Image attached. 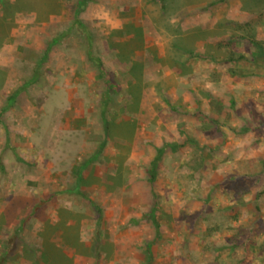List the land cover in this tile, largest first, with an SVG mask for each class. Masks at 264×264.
<instances>
[{"label": "rangeland", "instance_id": "rangeland-1", "mask_svg": "<svg viewBox=\"0 0 264 264\" xmlns=\"http://www.w3.org/2000/svg\"><path fill=\"white\" fill-rule=\"evenodd\" d=\"M3 256L264 264V0H0Z\"/></svg>", "mask_w": 264, "mask_h": 264}, {"label": "trees", "instance_id": "trees-1", "mask_svg": "<svg viewBox=\"0 0 264 264\" xmlns=\"http://www.w3.org/2000/svg\"><path fill=\"white\" fill-rule=\"evenodd\" d=\"M73 23L75 25H77L78 27H80L86 33V36H87V38L89 40V48H88V51H87V56H88V59L95 64V66L97 67L98 71L100 72V74L104 78V81H105V84H106V88H107L106 89L107 91L104 94V102L106 104L108 102V99H109V91L112 90V89L114 91H119L120 90V86L114 80L112 73L109 70H107L103 59L100 56H98L97 54L94 53L93 44H92L93 37H92L91 33L87 30V28L81 22L80 19L75 18L73 20ZM255 43L257 44V42H255ZM164 151H165V147L159 148L158 149V154H157V156H156V158H155V160L153 162V169H152V172H151V176L149 178V182L152 185L154 184V181L156 179V168H157V165H158V161L162 157ZM41 204L42 203H39V204L33 206L31 212H29L27 214V216L24 218V221H27L30 217H32L36 213V211L38 210V208L40 207ZM154 211H156V205H155ZM152 217H153L152 220L154 221V223L156 225V228H157V235L159 236L160 235V224L158 223V219H157V216H156L155 212L152 213Z\"/></svg>", "mask_w": 264, "mask_h": 264}, {"label": "crops", "instance_id": "crops-1", "mask_svg": "<svg viewBox=\"0 0 264 264\" xmlns=\"http://www.w3.org/2000/svg\"><path fill=\"white\" fill-rule=\"evenodd\" d=\"M86 28H87V27H86ZM91 35H92V33H91ZM92 37H93V35H92ZM87 39H88V38H87ZM88 44H89V40H88ZM92 44L94 45V38H93V42H92ZM88 48H89V47H88ZM87 51H88V50H87ZM93 51H94V50H93ZM97 55H98V54H97ZM98 56H100V55H98ZM100 57H101V56H100ZM101 58H102V57H101ZM102 59H103V58H102ZM103 61H104V59H103ZM104 63H105V62H104ZM105 66H106V64H105ZM106 68H107V67H106ZM107 70H108V69H107ZM109 71H110V70H109ZM110 72H111V71H110ZM111 73H112V75H113V72H111ZM116 82H117V81H116ZM118 85H119V84H118ZM26 216H27V215H26ZM26 216H25V217H26ZM33 216H34V215H33ZM33 216H32V217H33ZM25 217H24V218H25ZM24 218H23V220H22V223H21L20 227H23L24 224H25V223H26L31 217H30L27 221H24ZM14 237H16L15 234H14V236H12V238H14ZM12 238H10L9 241L12 242V240H11ZM4 259H5V257L3 256V257L1 258L0 264H1L2 260H4Z\"/></svg>", "mask_w": 264, "mask_h": 264}]
</instances>
